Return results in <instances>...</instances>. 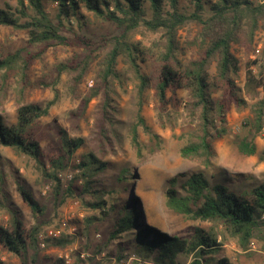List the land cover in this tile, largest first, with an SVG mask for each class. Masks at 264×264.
I'll return each instance as SVG.
<instances>
[{"label": "trees", "instance_id": "trees-1", "mask_svg": "<svg viewBox=\"0 0 264 264\" xmlns=\"http://www.w3.org/2000/svg\"><path fill=\"white\" fill-rule=\"evenodd\" d=\"M43 1L17 0L18 7L14 12L10 8L0 9V26L25 30L27 45L40 46L34 53L27 47L11 52L0 46V71L16 72L19 82L16 121L7 124L0 117V147L11 148L33 161L42 177L53 183L55 194L61 187L58 174L70 167L78 170L73 181L83 182L81 194L90 196L85 202L93 211L85 218L86 227L106 221L109 228L102 248L85 259L76 256L75 262L118 264L133 257L149 264H183L180 258L191 255L193 259L189 264H230L221 248L224 235L217 230L219 227L235 238L242 250L252 241L263 242L264 179L256 186L241 190L222 182L212 183L202 171L179 174L171 179L165 192L166 207L187 220L211 224L210 231L195 228L189 238H181L161 231L158 223L145 213L136 195L125 200L119 197V193L126 192L125 185L132 178L131 166L123 167L119 174L121 187H103L96 184L94 178L110 164L100 159L94 150L85 151L77 164L71 165L76 151L84 145L83 139L70 137L61 128L56 132V140L48 142L46 148L42 147L40 121L58 101L57 79L66 74L71 80L70 91L75 93L89 71L91 55L80 58L75 54L57 66L55 81L38 85L40 88L50 87L55 93L44 105L24 103L23 96L24 90L34 84L28 79V71L50 47L59 45L83 50L96 47V42L84 35L64 34L71 19L80 21L85 18L84 10L114 25L118 31L108 40L109 51L99 63L95 85L81 101L84 111L92 99L101 96L96 118L100 144L113 149L118 142L111 117L115 110L109 96V84L120 80L116 66L122 59L137 90L135 123L129 133L136 155H141L138 127L151 134L142 114V103L144 94L152 91L161 115L170 116V111L177 114L181 109L185 111L188 130L183 135L180 156L196 160L208 169L216 155L215 141L228 133L227 113L231 104L242 107L246 99L252 101L251 117L244 121V125L253 135L264 129V69L261 67L255 73L256 61L247 62L243 86L238 87L240 68L232 51L233 44L238 41L246 40L251 44L257 30L264 32V0L257 3L251 0H184L185 6L181 5L182 0H46L57 5L54 20L45 12ZM189 26L195 28L194 34L190 38V32H186L183 38L181 32ZM139 28L158 34L151 47L129 41V35ZM182 39L186 46L195 47L194 57L183 58ZM237 148L244 155L256 154V146L248 137L241 138ZM260 159L264 161V151ZM3 180L0 172V184ZM16 188L30 208L35 223L26 225L19 212L10 208L8 224H0V248L25 263L28 250L38 246V236L45 225L41 221L44 208L29 188L18 183ZM67 190L70 192V187ZM74 240V236L62 234L45 241L46 245L66 249ZM49 260L48 264H64L60 257ZM135 260L132 264H137ZM32 262L35 263V258Z\"/></svg>", "mask_w": 264, "mask_h": 264}, {"label": "rangeland", "instance_id": "rangeland-1", "mask_svg": "<svg viewBox=\"0 0 264 264\" xmlns=\"http://www.w3.org/2000/svg\"><path fill=\"white\" fill-rule=\"evenodd\" d=\"M251 1L257 3L260 0ZM43 3L45 12L54 20L57 5L46 0ZM25 4L27 5V1ZM186 4V1H181L182 6ZM16 7H18L17 0H0V9L10 8L14 12ZM28 13L31 14V11ZM82 14L85 18L80 21L71 19L69 25L66 24L64 34L84 35L96 42V47L90 50L59 45L50 47L28 71V79L34 84L24 90L23 102L44 105L53 98L55 93L50 87L40 88L38 85L55 81L57 66L73 58L75 54L80 58L84 55L92 56L89 71L75 93L70 91L71 80L66 74H61L57 79L58 101L50 109L49 114L40 121L39 133L43 138L42 147L46 148L48 142L55 141L56 132L63 128L70 137L81 138L84 141L83 147L78 149L72 158L71 165H76L81 154L87 150H94L100 159L110 164L106 170L94 178L97 181L96 184L118 189L122 186V181L118 179L121 170L127 165L131 166L129 173L132 178L125 185L127 186L126 192L119 193V197L123 200L133 194L139 197L145 213L158 223L161 231L181 238H189L195 228L210 231V223L193 222L169 210L165 204V192L170 186L171 179L179 174H190L197 171L204 172L210 182H222L235 190L249 189L264 179V161L260 159L264 151V129L253 135L248 133L244 125V121L251 117L252 101L246 99V104L242 107L230 105L227 113L228 133L225 137L215 141L216 155L211 167L206 169L198 161L184 159L179 154V149L184 143L183 135L188 130L185 111L181 109L177 114L170 111V116L161 115L157 110L153 92L148 91L144 94L142 114L151 134L138 127L141 143V155L138 156L129 141L130 128L135 123L137 112V90L132 75L127 72V66L122 59H119L116 69L120 74V80L111 81L109 84L111 89L109 96L115 110L111 117L115 122L114 128L118 134V142L114 144L113 149L105 147V144H100L98 141L96 129L101 96L92 99L84 111H82L81 101L95 85L98 79L99 63L109 51L108 40L118 31L114 25L95 18L84 10ZM194 29L191 26L187 27L184 32H181V36L185 38L186 32H190V38H192ZM157 38L158 34H151L142 28L129 35L131 43H140L144 47H151L152 42ZM105 39L106 43L103 42ZM27 40L28 34L25 30L0 26V46L4 50L13 52L18 48L27 47L29 52H37L40 46L27 45ZM263 40L264 32L259 29L255 32L251 44L246 40L233 44L232 51L238 59L240 68L238 87L243 86L247 62L256 61L253 66L255 73L261 67L264 69ZM181 41L185 48L183 58L194 57L195 47H188L183 39ZM3 77L6 79L3 80ZM18 83L16 72L0 71V117L7 124H13L16 121V111L19 107ZM243 137H248V140L253 141L256 146L255 155L248 156L238 151V142ZM0 172L4 178L0 184V224H8L10 208L19 212L26 225L35 223L30 208L17 192L18 183L29 188L34 198L44 208L41 221H44L45 225L39 235L44 236L46 230L57 227L60 220L68 219L70 227L63 234L72 235L75 239L74 243L66 249L46 245V241L45 247L41 248L38 236V246L28 250L25 263L19 257L0 248V264H48L49 259L59 258L64 254L69 255L72 260L71 264H77L75 259L78 252L91 256L97 249L102 248L109 222H97L86 227L85 218L93 211L87 207L85 202L90 199V196L81 194L83 182L73 181V177L78 172L77 169L70 167L61 171L71 173L72 179L68 181L62 178L59 193L55 194L53 183L42 177L33 161L19 155L11 148L0 147ZM69 187L70 192L67 190ZM71 227L75 228L73 234L70 232ZM217 230L224 235L221 248L230 264H264V241H252L246 249L242 250L237 240L227 231L220 227ZM96 235H100L99 238H96ZM33 258H35V263L32 262ZM192 259L191 255L180 258L183 264H189Z\"/></svg>", "mask_w": 264, "mask_h": 264}, {"label": "built area", "instance_id": "built-area-1", "mask_svg": "<svg viewBox=\"0 0 264 264\" xmlns=\"http://www.w3.org/2000/svg\"><path fill=\"white\" fill-rule=\"evenodd\" d=\"M59 179L61 180L62 178L67 179L68 181H71L72 179V174L71 173H63L60 172L58 174ZM70 227L68 219H62L60 220L59 224L57 227H53V228H49L48 230H46L45 235L43 236L42 234L39 235V246L41 248L45 247V240L46 239H54V238H58L60 237L63 233H65V230H67ZM70 232H75V228L71 227ZM100 235H96V238H99ZM71 251V250H70ZM78 256L80 259H84L86 256V253L84 252H78ZM60 258H63L64 260V264H71L72 260L69 257L68 254H64L62 255ZM135 260V258L130 257L125 261H121L118 264H131L133 261ZM135 261H137V264H149V263H144L138 259H136Z\"/></svg>", "mask_w": 264, "mask_h": 264}]
</instances>
